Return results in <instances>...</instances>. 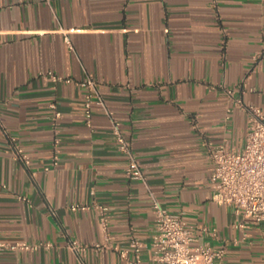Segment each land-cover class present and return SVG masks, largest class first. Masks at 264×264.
<instances>
[{
  "label": "crops",
  "instance_id": "0c3cea01",
  "mask_svg": "<svg viewBox=\"0 0 264 264\" xmlns=\"http://www.w3.org/2000/svg\"><path fill=\"white\" fill-rule=\"evenodd\" d=\"M86 78L104 103L90 126ZM250 107L264 115V0H0V240L34 246L0 264H81L71 241L84 264H125L132 238L153 264L151 196L198 243L224 244V264H264V225L214 202L208 180L207 146L242 148ZM113 123L146 186L124 176Z\"/></svg>",
  "mask_w": 264,
  "mask_h": 264
},
{
  "label": "built area",
  "instance_id": "2783aa9c",
  "mask_svg": "<svg viewBox=\"0 0 264 264\" xmlns=\"http://www.w3.org/2000/svg\"><path fill=\"white\" fill-rule=\"evenodd\" d=\"M51 78L60 79L56 76H51ZM77 85L84 90L83 116L85 124L90 126L92 107L104 108V103L91 78H86ZM50 109L53 112V119L58 120L60 112L57 111L56 106L51 104ZM248 112V125L242 148L233 150L226 144L207 146V157L210 162L208 180L212 189L211 198L214 202L231 207L235 215L243 220H253L257 225H264V115L252 107L248 109ZM111 133L117 150L127 158L124 176L128 180L138 181L146 186L139 164L115 123L112 125ZM58 143L59 140L55 138L52 166L57 165L56 147ZM12 153L23 165L28 164L26 155L17 146H14ZM48 168L45 167L44 170ZM4 189L6 185L0 182V190ZM85 208V206H71L73 211ZM95 208L99 213V222L105 234V241H108L111 237L106 231L107 208L101 205H95ZM151 209L154 213V233L149 248L153 264H224L223 259L226 252L224 244L213 247L208 243H198L193 227L185 223L180 214L167 211L152 196ZM238 227H244V224H238ZM200 231L210 233L212 237L216 236L214 229L203 227ZM101 247L104 246L94 245L96 249ZM33 248L34 246L24 242L8 243L0 240V252ZM143 248L144 245L139 240L132 238L128 243V249L133 257H128V250L120 251L119 256L125 264H137ZM70 249L77 255L80 263L84 264L85 247L80 246L76 241H71Z\"/></svg>",
  "mask_w": 264,
  "mask_h": 264
}]
</instances>
